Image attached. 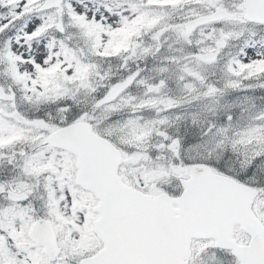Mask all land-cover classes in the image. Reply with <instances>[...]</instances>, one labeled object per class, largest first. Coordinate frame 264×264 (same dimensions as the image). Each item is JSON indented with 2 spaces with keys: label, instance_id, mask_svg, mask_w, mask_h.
<instances>
[{
  "label": "snow or ice",
  "instance_id": "6c2138e0",
  "mask_svg": "<svg viewBox=\"0 0 264 264\" xmlns=\"http://www.w3.org/2000/svg\"><path fill=\"white\" fill-rule=\"evenodd\" d=\"M0 264H264V0H0Z\"/></svg>",
  "mask_w": 264,
  "mask_h": 264
}]
</instances>
